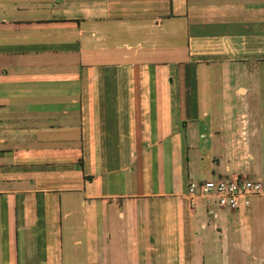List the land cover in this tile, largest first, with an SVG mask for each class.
<instances>
[{"label":"crops","instance_id":"obj_1","mask_svg":"<svg viewBox=\"0 0 264 264\" xmlns=\"http://www.w3.org/2000/svg\"><path fill=\"white\" fill-rule=\"evenodd\" d=\"M262 62L264 0H0V264L264 252V194L186 191L262 181Z\"/></svg>","mask_w":264,"mask_h":264},{"label":"built area","instance_id":"obj_2","mask_svg":"<svg viewBox=\"0 0 264 264\" xmlns=\"http://www.w3.org/2000/svg\"><path fill=\"white\" fill-rule=\"evenodd\" d=\"M187 197L191 207L203 203L230 210L249 206L253 196L264 194L259 178L242 175H221L201 180H188Z\"/></svg>","mask_w":264,"mask_h":264},{"label":"rangeland","instance_id":"obj_3","mask_svg":"<svg viewBox=\"0 0 264 264\" xmlns=\"http://www.w3.org/2000/svg\"><path fill=\"white\" fill-rule=\"evenodd\" d=\"M264 67V62H262L260 65H257L256 68L252 70L254 73L253 76H251L253 79V83L255 85L260 87V92L264 94V71L262 68ZM262 109L264 112V105H262ZM264 124V123H263ZM264 126V125H263ZM261 135H263L264 138V127L263 130L260 132ZM262 138V140H263ZM252 154V153H251ZM256 155H251L250 157L247 155L246 161L249 165V167H252V169H255V164L260 163V160L258 158L260 155L255 153ZM263 164L262 167L264 168V154L262 155ZM229 176V175H227ZM248 178H253L252 175H248ZM262 182L264 183V177L261 178ZM202 204V202L200 203ZM264 264V252L261 251H252L251 249L245 247L243 245L242 250L240 251L239 255L236 257V259H232L229 253L226 255L219 254V257L214 259L213 264Z\"/></svg>","mask_w":264,"mask_h":264}]
</instances>
